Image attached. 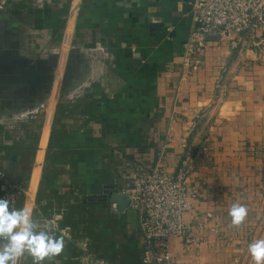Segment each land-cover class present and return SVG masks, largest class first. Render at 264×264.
<instances>
[{
    "label": "crops",
    "instance_id": "0c3cea01",
    "mask_svg": "<svg viewBox=\"0 0 264 264\" xmlns=\"http://www.w3.org/2000/svg\"><path fill=\"white\" fill-rule=\"evenodd\" d=\"M186 4L0 0V55L19 56L4 67L52 76L49 94L0 93V170L25 190L10 208L64 237L43 264H145L138 214L114 195L187 158L197 241L172 238L173 264H252L248 245L264 238V30L237 50L214 40L186 67ZM234 204L248 209L239 226Z\"/></svg>",
    "mask_w": 264,
    "mask_h": 264
},
{
    "label": "built area",
    "instance_id": "2783aa9c",
    "mask_svg": "<svg viewBox=\"0 0 264 264\" xmlns=\"http://www.w3.org/2000/svg\"><path fill=\"white\" fill-rule=\"evenodd\" d=\"M190 14L186 67L197 63V55L207 50L214 40L227 39L230 48L237 50L246 40L254 39L259 30H264V0H195ZM189 173L188 158L183 160L178 174H167L158 164L138 174L131 186L123 190L129 208L138 214L145 239V264H173L172 238H182L186 246L197 241L185 219L197 195L187 184ZM0 179L1 198L15 203L25 191L23 185L9 181L4 170H0ZM96 263L109 264L104 259Z\"/></svg>",
    "mask_w": 264,
    "mask_h": 264
},
{
    "label": "clouds",
    "instance_id": "9594fccd",
    "mask_svg": "<svg viewBox=\"0 0 264 264\" xmlns=\"http://www.w3.org/2000/svg\"><path fill=\"white\" fill-rule=\"evenodd\" d=\"M247 213L245 206L234 204L229 213L232 224L239 226ZM46 223L48 230H40L31 209L10 208V201L0 198V264H18L25 253L32 257L33 264L59 256L64 249V237L53 234L57 228L54 220ZM248 252L252 264H264V238L250 243Z\"/></svg>",
    "mask_w": 264,
    "mask_h": 264
},
{
    "label": "rangeland",
    "instance_id": "374dc122",
    "mask_svg": "<svg viewBox=\"0 0 264 264\" xmlns=\"http://www.w3.org/2000/svg\"><path fill=\"white\" fill-rule=\"evenodd\" d=\"M10 58L15 59L19 58V56L11 54V55H0V92L1 94L6 89L16 90L13 94L18 95L19 97L29 98L31 95L35 93L36 90H41L44 94H49L51 91V72L49 71V67L47 65H43V71L47 74L46 77H42V79H36V76H33V73L28 69L23 74L18 71V66H9L4 67V60H9ZM31 57L29 56V60ZM34 63V61H29V63ZM52 60L49 59V62L44 61L43 64L51 63ZM19 62H17V65ZM8 66V65H7ZM49 75V76H48ZM28 79V80H26ZM25 80V81H24ZM24 81V82H23ZM8 83H12L7 85ZM10 85L14 87H10ZM29 100V99H28Z\"/></svg>",
    "mask_w": 264,
    "mask_h": 264
},
{
    "label": "water",
    "instance_id": "95a60500",
    "mask_svg": "<svg viewBox=\"0 0 264 264\" xmlns=\"http://www.w3.org/2000/svg\"><path fill=\"white\" fill-rule=\"evenodd\" d=\"M195 0H187V4L184 6V11L186 13H189L192 10L193 3ZM115 201L119 202L120 204V209L124 210L125 208L128 207L129 205V200L126 196H122L119 193H116L113 198Z\"/></svg>",
    "mask_w": 264,
    "mask_h": 264
}]
</instances>
